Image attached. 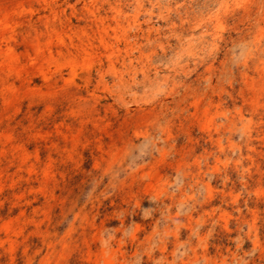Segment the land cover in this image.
I'll return each instance as SVG.
<instances>
[{"label":"rangeland","instance_id":"rangeland-1","mask_svg":"<svg viewBox=\"0 0 264 264\" xmlns=\"http://www.w3.org/2000/svg\"><path fill=\"white\" fill-rule=\"evenodd\" d=\"M0 264H264V0H0Z\"/></svg>","mask_w":264,"mask_h":264}]
</instances>
